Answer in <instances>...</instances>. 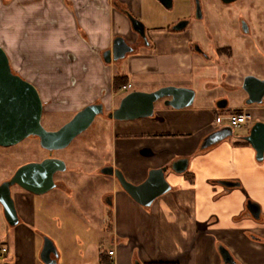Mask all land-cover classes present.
<instances>
[{"label": "crops", "instance_id": "obj_1", "mask_svg": "<svg viewBox=\"0 0 264 264\" xmlns=\"http://www.w3.org/2000/svg\"><path fill=\"white\" fill-rule=\"evenodd\" d=\"M166 9L158 0H0V45L10 56L26 54L43 75L47 69L52 79L41 85H51L50 93L60 90L63 80V90L74 100L99 94L111 102L112 64H105L98 52L116 36L136 38L131 15L144 23L154 39L172 40L168 43L171 51L133 55L124 66L119 61L121 70L114 75L127 76L132 85L147 81L184 87L191 82L193 56L187 40L167 32L176 20L169 19ZM192 9L184 4L181 12L187 14L181 17ZM218 48L232 56L229 47ZM44 61L51 66H44ZM59 64L64 74L51 70ZM256 77L264 78V73ZM231 90L236 105L228 108V98L219 112L211 105L174 109L164 104L155 107L150 117L113 121L110 165L134 184L144 181L151 169L167 167L171 189L144 207L111 176L112 189L105 197L110 213L100 211L93 216L98 221L95 235L108 231L109 247L95 253V260L88 264H224L220 246L229 251L235 264H264V161H258L255 149L240 138L255 121L264 122V105H246L247 94L240 83ZM231 110L249 114L242 125L248 127L247 132L201 149L204 137L219 128L213 126L215 117ZM180 158H187L188 165L177 173L171 165ZM37 199L30 193L16 194L20 221L0 233L9 242L0 247H6L8 254V247L13 249L3 264H44L37 257L42 248L37 239L43 240V233L33 226ZM250 203L258 205L259 216L250 213ZM46 204L43 209L49 207Z\"/></svg>", "mask_w": 264, "mask_h": 264}, {"label": "rangeland", "instance_id": "obj_2", "mask_svg": "<svg viewBox=\"0 0 264 264\" xmlns=\"http://www.w3.org/2000/svg\"><path fill=\"white\" fill-rule=\"evenodd\" d=\"M174 1L173 7L165 10L170 20H177L172 17L182 18V15L187 14L181 12L184 4L188 3L190 8H193V0ZM199 1L202 18L197 19L191 16L190 23L184 30L172 34L176 37L180 36L183 38L182 40H188L184 38L190 37L191 40L203 47L208 56V58H202L191 52L193 56L191 82L184 86H190L195 91V99L190 106L211 105L214 110L219 112L216 104L222 99L228 101L230 98L231 103L228 108L236 105L234 98L236 95L231 90L233 84L240 83L242 85L245 76H259L264 73V0H235L227 4L221 0ZM192 10L190 13H193ZM243 25L246 26L247 31L244 30ZM209 30L215 39H206ZM168 43H172V40L163 41L160 39L157 46L147 49L140 42L136 51L128 53L121 60L122 64L126 65L129 57L133 55L156 56L169 53L171 46ZM221 46L229 47L232 56L229 57L224 52H218L217 48ZM98 53L102 58V53L100 51ZM8 57L12 70L37 88L43 103L41 123L48 130L58 129L88 104L96 102L104 104L105 113L103 115L97 116L93 123L65 148L56 150V157L62 159L67 167L65 172L57 174L56 178L65 185L68 192L53 189L43 196H38L36 218L33 225L37 231L43 233V237L47 236L52 239L59 255L58 264L91 263L95 260L93 257L95 253L104 252L109 247L106 233L108 231H102V235L100 233L95 235L98 221L93 218L100 211L110 213L107 211L105 197L107 192L112 189L110 182L112 178L100 172L102 167L110 165L113 158L112 123L114 120L109 119L107 115L117 106L119 99L128 92L133 90L152 92L161 86L172 84L147 81L138 84L134 81L131 88L120 90V92H115L112 87L111 102H105L99 94L89 100L80 98L81 101H78L69 97L68 91H64L66 86L62 83L63 80L59 86L61 91L51 90V93L47 91L51 85L42 86L41 83L51 81L52 78L47 75L48 70L46 69V75H43L39 65L26 54L8 55ZM54 61L52 60L53 63H51L54 64ZM44 63L45 66L47 62L44 61ZM122 64L117 62L111 65V79L121 70ZM46 66H51V64ZM57 66V70L53 69L54 65L51 70L64 74L65 70L62 64ZM65 77L66 82L69 83V77ZM108 77L110 78V75ZM173 86H177V84ZM163 105V99L155 102V107ZM213 126L216 127V123ZM247 130L246 126L235 128L233 137L242 135ZM37 151L38 146L32 139H24L9 147H0V181L8 177L23 162L37 157L40 154ZM13 191H19V189L14 188ZM46 203H49V207L43 209L44 204L47 205ZM5 225L0 205V233L5 230ZM37 241L39 246H42V238H38ZM1 243L2 245L9 243L6 236L2 237ZM8 248L9 254L0 251V263L2 264L5 261L4 256L13 253L12 247ZM39 252L40 250L37 257H39Z\"/></svg>", "mask_w": 264, "mask_h": 264}, {"label": "water", "instance_id": "obj_3", "mask_svg": "<svg viewBox=\"0 0 264 264\" xmlns=\"http://www.w3.org/2000/svg\"><path fill=\"white\" fill-rule=\"evenodd\" d=\"M165 8L170 9L173 0H158ZM231 3L235 0H221ZM199 6L198 0H196ZM133 31L145 36V26L142 21L129 15ZM187 20L179 21L173 28L181 30L186 27ZM133 48L117 36L113 39L112 49L104 52V61L110 62L125 58ZM112 53V57H111ZM242 89L247 94L246 105H264V78L247 75L243 79ZM167 97L164 104L174 109L190 106L195 98V91L190 87L163 86L152 92L132 91L120 100L118 107L108 113V118L115 121L135 120L150 117L154 113L155 102ZM227 106L226 100L217 102L216 107L223 109ZM43 103L37 88L19 74L12 71L9 57L0 46V145L10 146L19 143L28 136L35 135L39 138L44 149L59 150L65 148L80 133L85 131L94 119L104 112L101 103H91L77 111L74 116L56 130H48L41 123ZM229 136H233V128L224 125L209 133L201 142L200 148L206 149ZM256 151V159H264V122L255 121L247 135L241 136ZM188 159L175 160L171 168L182 173L187 169ZM66 169L65 162L60 158H51L42 162H31L20 166L10 180L0 185V205L3 215L10 226L19 223L18 212L11 196L10 188L19 185L24 190L36 195H42L56 185L53 175L57 171ZM167 167L154 168L148 172L144 181L134 184L128 181L123 172L112 165L104 166L100 172L113 176L121 188L138 204L149 207L159 196L171 189L165 172ZM233 185V183H226ZM252 215L259 216V207L254 203L248 205ZM1 241V238H0ZM1 243V242H0ZM224 264H235L229 251L219 247ZM58 252L52 239L44 236L39 258L44 264H57Z\"/></svg>", "mask_w": 264, "mask_h": 264}, {"label": "flooded vegetation", "instance_id": "obj_4", "mask_svg": "<svg viewBox=\"0 0 264 264\" xmlns=\"http://www.w3.org/2000/svg\"><path fill=\"white\" fill-rule=\"evenodd\" d=\"M194 1V6H193V13L191 14H189L188 16H186V17H182V18H179V19H177L176 21H174L173 23H171L168 27H167V32L169 33V34H172V33H179V32H181L182 30H184L188 25H189V23H190V19H191V16H194L195 18H197V19H201L202 18V11H201V4H200V1L198 0V3H199V6L197 5V3H196V0H193ZM172 7H173V5H172ZM171 7V8H172ZM170 8V9H171ZM181 20H187L188 22H187V25H186V27L185 28H183V29H181V30H175L173 27L179 22V21H181ZM145 26V25H144ZM243 28H244V30L245 31H247V28H246V26L245 25H243ZM150 30L149 29H147L146 27H145V36H141L140 34H138V33H136L135 31H133L135 34H136V38L135 39H126V38H124V40L133 48V51L132 52H134V51H136L137 50V46L139 45V43L141 42L142 43V45L144 46V48H147V49H152V47H155V46H157L158 45V41L160 40V39H154L153 38V36L152 35H150L148 32H149ZM117 37V36H116ZM214 36H212L211 34H210V30H209V34L207 35V38L206 39H215V38H213ZM150 39V40H149ZM163 41H166V40H168V39H162ZM112 43H113V39H112V41H111V44H110V46L109 47H107L106 49H103V50H101L100 52L102 53V55H103V53L104 52H107V51H109V50H111L112 49ZM187 46H188V48H189V51L190 52H193V53H196L197 55H199V56H201L202 58H208V56H207V54L205 53V51H204V49H203V47L200 45V44H198L197 42H194L193 40H191V38L190 39H188L187 40ZM217 51L218 52H223V50H220V48H217ZM147 56H150V55H148L147 54ZM111 57H112V53H111ZM126 57V56H125ZM102 59H103V57H102ZM122 59H119V60H116V61H113V60H111L110 62H106V61H104V59H103V61L105 62V64H114V63H117V62H119V61H121ZM115 76V75H114ZM113 76V77H114ZM113 80V79H112ZM112 84H113V81H112ZM131 86L130 87H128V85L127 86H123L122 88H121V90H125V89H127V88H131L133 85L132 84H130ZM172 85H174V84H172ZM165 86V85H164ZM166 86H169V84H166ZM177 86H182V85H177ZM161 87H163V86H161ZM160 88V87H159ZM157 90V89H156ZM133 91H136V90H133ZM132 92V91H131ZM128 93H130V92H128ZM127 94V93H126ZM125 94V95H126ZM124 95V96H125ZM123 96V97H124ZM122 98H120L119 99V103H120V100H121ZM167 99V97H165V98H163V100L165 101ZM96 103H100V102H96ZM119 103L117 104V106L116 107H118V105H119ZM101 104H103V103H101ZM103 106H104V104H103ZM116 107H114V109L116 108ZM113 109V110H114ZM105 113V111L101 114V115H103ZM107 117H108V115H107ZM110 119V118H109ZM25 139H32V140H34L35 141V143L37 144V146H38V153H40L37 157H35V158H31L30 160H27V161H25V162H23L22 164H20L19 166H17L13 171H12V173L8 176V177H6V178H4V179H2L1 181H0V185L2 184V183H4V182H6V181H8V180H10L11 179V177L14 175V173L16 172V170L20 167V166H22V165H24V164H27V163H31V162H42L43 160H46V159H51V158H57L56 157V155H55V153H56V150H54V149H51V150H48V149H44L43 147H41V145H40V141H39V138L37 137V136H35V135H31V136H28V137H26ZM24 140V139H23ZM10 146H12V145H10ZM0 147L1 148H5V147H9V146H3V145H0ZM67 168V167H66ZM66 170V169H65ZM65 170L64 171H57V172H55L54 173V175H53V180H54V183H55V187L54 188H52V189H50V190H48L47 192H45L44 194H42V196L43 195H45L46 193H48L49 191H52L53 189H59V190H64V188H65V185H63V183L61 182V181H58L57 180V178H56V176H57V174H59V173H64L65 172ZM14 188H16V189H19V191H13L14 190ZM10 191H11V196H12V198H13V200H14V203H15V196H16V194L19 192V193H21V194H24V193H30V194H32V195H34V196H41V195H36V194H33V193H31V192H28V191H26V190H24L23 188H21L19 185H13V186H11V188H10ZM2 207V206H1ZM15 207H16V205H15ZM16 210H17V208H16ZM2 211H3V209H2ZM249 211H250V209H249ZM250 213H251V211H250ZM252 214V213H251ZM4 220H5V218H4ZM5 223H6V227H5V230L7 229H9L10 227H13V226H10L7 222H6V220H5Z\"/></svg>", "mask_w": 264, "mask_h": 264}, {"label": "built area", "instance_id": "obj_5", "mask_svg": "<svg viewBox=\"0 0 264 264\" xmlns=\"http://www.w3.org/2000/svg\"><path fill=\"white\" fill-rule=\"evenodd\" d=\"M131 85L128 84V87H130ZM249 118V114H247L246 112H237L235 110H231L229 113L225 114V115H217L215 117V123L218 127L224 126V125H228L230 127L233 128V130L235 128L241 127ZM7 248L6 247H0V251L1 253L6 252ZM109 256L113 255V251L110 250L108 252Z\"/></svg>", "mask_w": 264, "mask_h": 264}, {"label": "trees", "instance_id": "obj_6", "mask_svg": "<svg viewBox=\"0 0 264 264\" xmlns=\"http://www.w3.org/2000/svg\"><path fill=\"white\" fill-rule=\"evenodd\" d=\"M3 2H7V0H3ZM221 50H225V48ZM112 81H113L112 87L115 92H119L123 86H127L129 83L127 76H124V75H115ZM237 112H240V111H237Z\"/></svg>", "mask_w": 264, "mask_h": 264}]
</instances>
